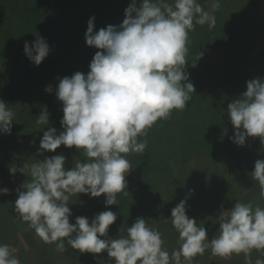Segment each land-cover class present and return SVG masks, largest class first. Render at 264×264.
<instances>
[{"label": "clouds", "instance_id": "9594fccd", "mask_svg": "<svg viewBox=\"0 0 264 264\" xmlns=\"http://www.w3.org/2000/svg\"><path fill=\"white\" fill-rule=\"evenodd\" d=\"M219 8V0H213L210 11L198 0H140L139 6L132 0L118 26L110 24L96 31L95 17L88 20L86 44L99 51L87 74L57 78L55 94L63 103L60 123L64 130L58 134L55 127H49L38 149L43 153L55 152L61 145L75 146L86 159L67 169L66 157L57 154L9 168L10 174L19 171L27 177L16 190L15 212L44 243L55 244L60 252L67 250L65 242L80 253L106 251L113 264H192L209 249L225 259L243 253L247 264H252L254 250L264 255V207L252 202L237 201L230 212L221 211L214 221L219 223V234L209 239L205 225L187 214V199L181 200L171 211L180 243L171 253L163 246L162 233L144 217L137 218L120 238L108 236L117 220L112 210L96 214L91 222L84 216L70 222L73 196L103 194L109 206L119 205L118 194L127 195L126 178L133 169L127 157L144 154L147 140L141 138L159 120L170 118L173 110H184L191 101L196 89L186 70L189 33L196 24L214 28V12ZM50 50L39 34L35 41H25V54L36 66ZM45 90L51 93L53 87ZM227 113L235 128L230 137L234 143L242 146L248 137H259L264 144V79L249 80L247 90L228 104ZM13 117L7 103L0 100V133L11 135ZM49 117L44 107L37 129L48 125ZM251 174L264 196V159L255 162ZM9 192L0 188V194ZM18 251L0 243V264H21ZM255 264H264V259L257 258Z\"/></svg>", "mask_w": 264, "mask_h": 264}, {"label": "rangeland", "instance_id": "374dc122", "mask_svg": "<svg viewBox=\"0 0 264 264\" xmlns=\"http://www.w3.org/2000/svg\"><path fill=\"white\" fill-rule=\"evenodd\" d=\"M139 2L140 0H137V6H139ZM169 2L171 3L172 0H169ZM198 2L205 10H211L213 0H198ZM131 3L132 0H0V100L5 101L7 107L14 113L11 135L6 134V138L3 139L4 143L0 138V155L7 157L10 154V167L13 165L21 167L24 163L30 164L57 154H62L66 157L65 167L71 169L75 166V161L83 162L86 159L75 146L67 148L61 145L55 152L46 151L41 153L38 151L44 131L49 127H55L59 134L64 129L60 123L63 116L59 114L58 98L55 94L56 88L51 93L47 92L45 90L46 86H49L51 83L45 81L43 79L45 77L43 74L37 72V69L39 70L42 67L43 73L47 72L49 74L55 71L59 72V74L57 72V74H54L56 82L59 81L57 79L58 77L61 79L65 76L70 77L76 72L87 74L90 71V62L95 53L99 51V49L86 44L85 33L88 27V20L93 16L95 17L96 31H99L101 28H106L110 24L118 26L126 18L125 9ZM219 3L220 8L214 12L216 17L215 27L209 30L207 24H196L194 30L189 33L190 43L188 44L189 51L186 57L188 60L186 70L190 74L189 80L194 84L196 90L198 88L197 84L204 80L199 91L202 98H210L219 87L221 93L219 105L227 112L228 104L247 90V86L246 88L244 87L243 81L239 77L238 70L242 69V66L237 61H234V63L231 61L232 63H229L230 65L228 66L224 64L227 59L217 50L214 42L210 41V44L205 45L208 40L207 36L221 28L227 31L233 23H238L237 19L241 17L240 12L242 11H239L235 6L241 3V5L246 4L251 7L248 9V19L251 24L256 23V18L261 20L260 24L264 23V0H219ZM231 6L235 8L232 9ZM257 25L259 31L264 30V24L262 27L259 23ZM227 26L228 28L226 29ZM233 28H235V25H233ZM37 34L46 38L51 49L49 55L39 66L34 65L24 51L25 41L30 43L35 41ZM241 35L242 37H240L246 45L249 40L251 41L253 39L251 37L252 34H248V32L241 31ZM262 40L263 43L260 39V41H257L259 43L256 42V46L250 49L252 50V56L258 50L264 49V39ZM193 48H197L198 50H192ZM192 63H195L194 67ZM256 64H253L252 71H254V65ZM258 69H262L264 72V66L260 68L256 67L255 71ZM211 70H214V72L210 77ZM228 72L230 74L232 73V75H228ZM245 73L244 70L242 74ZM207 76L210 77L209 80H206ZM224 80L227 84L221 86ZM194 96L195 92L192 93V97ZM214 101L211 103L212 106L216 102ZM61 106H63V103ZM44 107H47L50 112V122L48 125L43 126V129L33 131L30 123L37 121ZM186 109H188V105L184 110H173L172 113L174 115L177 113L183 115ZM190 113L187 115H191ZM208 114L211 115V113ZM214 114H216V111ZM225 115L228 117L224 123H227L229 127L231 126L230 128L227 126L224 127L226 133H224L223 129L218 128L217 131L205 130L206 128H211L206 127V125H212L214 127V115L211 117L212 120L205 122V124H203L200 115H197V117L194 115L196 119L194 122L189 123L190 126L185 131L187 143L181 152L183 153L186 150L192 151L196 147L201 148L209 145L206 139V137H209L206 136L207 134L212 135L216 133L213 142L215 145L221 144L220 138H223L221 136L224 134V142L230 144V146L216 150L217 162L213 161V158L208 154L196 151L195 155L188 156L183 160L182 165L184 168L179 163L170 165V159L177 155L181 145L177 144L176 140H172L174 136L178 137L175 129H167L166 131L168 133L166 134V138L162 137L163 133L161 129H164V124L161 121L163 120H159L149 130L147 137L141 138V140H147V148L144 154L133 153L127 157L133 169L126 178L128 181L127 195L118 194L121 199L119 204L120 211H123L125 219L118 216L117 219L120 221L117 224L120 225L127 219L125 210H130L133 218L137 213L139 214L140 211L147 208L145 204L138 203L137 200L138 195L142 197L145 194L143 189L145 186L143 187V185L146 182H152L153 184L164 182L165 184L164 188L157 189V191L159 195L163 196L164 201L167 202L165 205L170 204V209L162 210V208H159L158 219L160 221L158 225L167 222L168 227V224L172 223L170 219L171 211L180 202L175 203L173 200V197H177L176 194L180 189L175 191L176 185L173 184V180L174 178L176 179V175L180 173L184 174L186 171L190 174V177H193L191 175L196 177L200 175V177H203L197 183V188L195 189L199 193L205 187L210 189L215 185L218 191L221 189L230 191L228 189L230 181L236 184L241 174H247L252 178L251 173L254 171L255 162L258 159H264V144L261 143L259 137H248L246 143L242 146L234 143L230 137L234 136L235 128L231 123L228 113ZM171 127L174 128L173 125ZM220 127L222 128L221 125ZM158 139L164 140L163 143L161 141L156 142ZM194 140L197 145L192 144ZM17 143L18 145H16ZM7 146H9L10 150L13 147L11 152L8 151ZM223 153H230L231 156L223 158ZM241 157L242 162L240 160ZM164 173L166 174L165 177H167V179H164L166 181H160L159 179L153 180L157 176H164ZM171 174L174 176L170 177ZM138 175L143 177L144 182L141 180L137 181ZM249 177L244 178L245 183H250ZM25 180H27V177L19 171L15 175L10 174L9 169H7L6 173L0 172V188H8L10 190L9 194H0V231L5 226L4 224H10L6 229H9L12 234L7 241L12 240L13 242L17 239L14 243L17 246L24 243L26 247H30V244H34L33 242L35 241H32L30 237L33 229L29 228L28 224L22 221L15 212V201L18 198L16 190ZM251 181L255 185L250 186V184H244L242 188L239 185L235 186V191L238 192L235 194L232 193V196L239 201L249 198L248 193L252 188H257L258 185V182H254L255 180ZM154 187L155 185L149 186L151 190ZM182 187L183 192L178 193L187 194L190 192V187H185L184 183ZM198 195L200 196L201 194ZM125 200H130L132 205L125 208ZM154 201L158 206L161 204V197L156 198ZM70 202L69 207L72 210V216L70 217L71 223H75L77 216L88 217L91 222V219L99 213V210L97 211L95 207V202L88 194L81 193L79 197L78 195L73 196ZM227 204L231 205L230 203ZM229 205H224L221 210L230 212L232 207H229ZM129 222L131 220L127 221L120 228H123L126 232ZM165 226L163 225L162 227L165 228ZM111 227H109L108 236L115 238L116 235L114 233L116 231ZM18 239L21 243H18ZM39 245L42 246L41 244ZM52 247L54 249L52 248L53 251H49V253L55 256L50 257L49 254L47 255L50 261L52 258L54 259L51 264H54L53 262H56V264H79L78 261L80 259L86 261V264H113V261L110 260L106 251L100 254L80 253L77 251L71 252V255H69L70 249L72 248L66 242L65 247L67 250L64 252L58 251L55 244ZM29 252L35 253L34 247L30 248ZM55 258L58 260H55ZM245 260L246 258L244 257L241 263ZM29 261H31L29 264H44L34 261V258H29Z\"/></svg>", "mask_w": 264, "mask_h": 264}, {"label": "trees", "instance_id": "16d2710c", "mask_svg": "<svg viewBox=\"0 0 264 264\" xmlns=\"http://www.w3.org/2000/svg\"><path fill=\"white\" fill-rule=\"evenodd\" d=\"M242 4V3H241ZM238 5L235 6L237 7V9L241 14V17L239 19H237L238 23H233L232 26L230 27V29L228 28V26L226 27V29L228 28L227 31H225V29H219L217 30L215 33H210L209 36H207V43L205 45L210 44V41L214 42V46L217 48V50L220 51V53H222L225 56L226 62L224 64L230 65L229 63H232L231 61H237L241 66L242 69L238 70L239 72V77L241 78V81H243V85L246 88L247 86V82L249 80H253L255 78H262L264 79V72L262 71V69H258L256 70V67L260 68L262 66H264V49L263 50H258L256 52L255 55H251V51L250 49H252L254 46H256L258 40L262 41L264 39V30L259 31L258 30V25L257 23H259V25L262 27V25L264 23H261V20L256 18V23L251 24L249 22V17H248V9H250L251 7L249 5L243 4V5ZM232 9L235 8L233 6H231ZM225 14V13H223ZM247 14V15H246ZM243 21V22H242ZM240 22V23H239ZM245 23H249V24H245ZM233 25H235V28H233ZM253 26V27H252ZM225 27V26H223ZM238 27V28H236ZM238 34H237V32ZM241 31L243 32H248V34H252V40L248 41L247 45L245 44V42H243V39L241 38ZM236 33V34H235ZM241 36V37H240ZM218 37H220V39H218ZM222 43H221V42ZM257 42V43H256ZM264 48V47H263ZM192 50H198L197 48H193ZM251 63V64H249ZM254 65V71H252V67L253 64ZM263 63V64H261ZM238 65V64H235ZM239 66V65H238ZM236 68V67H235ZM216 69V68H215ZM214 69V70H215ZM245 70V74H242L243 71ZM214 70H211L209 76L214 72ZM231 71V70H230ZM37 72L43 74V76L45 78H43L45 81L50 82L51 86L53 87V91L54 88H56L58 86V82H56L55 80V72H53L52 74L49 73H43V68H39V70L37 69ZM59 74V72H57ZM56 73V74H57ZM228 75H232V73L230 74L228 72ZM207 76L206 80H209V77ZM204 80L200 81L197 86V90L195 92V96L192 97L191 101H189L188 103V109L185 110V112H183L184 114L181 115L180 113H177L176 115H174V113H172L173 115H171L170 118H168L167 120H163L161 121L164 124V129H161V132L163 133L164 138H166V134L168 133L166 130L167 129H175V131L178 133V137L172 138V140H176V143L181 145V147L178 149L177 155H175V157H173L172 159H170V165H175L176 163L181 164V167H183L182 163L183 160L186 157H190L195 155L196 151L208 154L210 157L213 158V161L217 162V154H216V150L225 147V146H230V144L224 142V138L225 135L223 134L220 138V141L222 142L221 144H214L213 140L214 137L216 136V133L214 134H207L206 137L207 142L209 145L201 147V148H197L195 150L192 151H184L183 153L182 150L183 148H185V144L186 142V135H185V131L186 129H188V127L190 126L189 123H192L195 121L197 115H200L202 118V122L203 124H205V122H209L210 120H212V116L214 119V124L212 127L211 126H207L206 127H211V128H206L205 130H212V131H217L218 129H223L224 133L225 132V128L224 127H229V125L226 123H224L225 119L228 117L227 112L225 109H223L222 107H220L219 103H220V97H221V93L219 90V87L217 89V91L215 92V94L213 96H211L208 99L202 98V96H200V89L201 86L203 85ZM207 84V83H206ZM227 84V82L224 80V82H222L221 86H225ZM200 85V87H199ZM215 100V104L214 106L211 105L212 101ZM62 101H59L58 99V105H59V114H61L63 116V111H62V107L61 106ZM216 111V114H214ZM191 112V113H190ZM188 113H190L191 115H187ZM207 113H211L207 115ZM196 117H195V116ZM216 115V116H215ZM187 116V117H186ZM211 118V119H210ZM228 121V120H227ZM188 123V125L186 126V124ZM171 125L174 126L171 127ZM220 125L222 126V128L220 127ZM30 126H32V130H36L37 129V125L36 122H31ZM231 127V126H230ZM229 127V128H230ZM232 129V128H231ZM151 130V129H150ZM230 131V130H228ZM232 131V130H231ZM4 133L0 134V138L4 143V140L6 138V134L3 135ZM29 138H31L28 135ZM156 138V137H155ZM212 138V139H211ZM33 139V138H32ZM162 142L164 140L162 139H158L156 140V142ZM193 145H197V143H195V140L192 141ZM18 145V143L16 144ZM251 146V145H249ZM9 149V146H7ZM247 148V147H246ZM13 149V147H11V150ZM11 150L9 149L8 151L11 152ZM7 151V153H8ZM248 152H250L247 149ZM7 155V154H6ZM226 156H231V154H224L223 153V158H225ZM181 157V158H180ZM11 158H10V154L7 155V157L1 156L0 155V172H4L6 173L7 169L10 168L11 162H10ZM241 162H242V157L240 158ZM239 160V162H240ZM174 163V164H173ZM240 166V165H239ZM184 168V167H183ZM172 170V169H171ZM198 171V170H197ZM240 172V171H239ZM242 172V171H241ZM165 174V173H164ZM166 174L164 176H157L155 179H159L160 181L167 179V177H165ZM174 175L171 174L170 177H173ZM193 177H190V174H188L186 171L184 174L180 173L178 175H176V179L174 178L173 180V184L176 185V189H179L178 192H183V183L185 185V187H190L189 191L187 194H181L178 193L176 194L177 197H173V200L175 201V203H177L178 201L187 199V214L190 217L196 218L197 222L200 224H204L205 228L208 231V237L209 239H211L214 235H218L219 234V223H214V221H216L217 216L220 214V212L222 211V207L224 205H229L227 203H230L231 205H229V207H234L235 203L239 200H236L233 196L232 193L235 194L237 193L235 191V186H238L240 188L243 187L244 184H250V186H253L255 184L252 183L251 180H253L252 178L249 177V175L244 174L241 176H239V179L236 181V184L233 183L232 181H230L229 184V190L230 191H226L224 189H221L220 191H218V189L214 186L210 189H207V187H205L200 193L197 192L195 189L197 188V183L201 180L200 175L194 176L191 175ZM138 180L143 181V177H140V175L137 176ZM168 177V178H170ZM249 177V181L250 183H245L244 182V178H248ZM179 180V181H178ZM166 181V180H164ZM248 181V180H247ZM246 181V182H247ZM256 183V181H254ZM145 185H143V187L145 186L144 191L145 194L140 197L138 195V203L141 204H145L147 206V208H144V210L140 211L139 214L137 213L135 217L132 218L131 215V211L130 210H125L127 219L122 223V224H117L119 223L118 219L114 222V224H112L111 226L114 228V230L116 231V233H114L116 236L115 238H120L121 236H126L127 235V231L125 232L123 228V231H119L120 227L123 226L124 224H126L127 221H130L127 225V228L129 226H131L135 220L139 217H144V219H146L147 221H149L155 228H157L161 233H162V239L164 240V248L169 252H173L174 250H178L180 247L179 244V234L176 232V230L174 229L172 223L168 224L169 226L167 227V222L164 224L158 225V222L160 221L158 219V213H159V208H162V210L164 209H170V204H167V202L164 201L163 196L158 194L157 189H162L164 188L165 184L164 182L161 183H144ZM155 185L154 189L151 190V188H149V186H153ZM168 185V184H167ZM170 188V186H169ZM231 188V189H230ZM227 189V188H226ZM259 190V191H258ZM157 192V193H156ZM174 193V192H173ZM259 193V194H258ZM198 194H201L200 196ZM231 194V195H230ZM249 198H246L245 200H242L240 202L242 203H248V202H252L253 205H259L261 207H264V196L260 195V188L259 185H257V188H252L251 191L248 193ZM181 195V196H180ZM199 196V198L197 199V197ZM161 197V204H159L158 206L155 203V199ZM172 197V196H171ZM105 195H101L99 197H92L93 201L95 202V207L97 209V211L103 212V211H107V210H112L113 212L117 213V218L119 217H123L122 219H125V215L123 216V211H120V206L119 205H109L106 206L105 205ZM177 198V199H176ZM134 200V199H133ZM118 201L120 204L121 199L118 196ZM158 201V199H157ZM155 203V206H154ZM130 205H132V202L130 200H125L124 206L125 208L128 206L130 207ZM157 206V207H156ZM146 209V210H145ZM163 223V222H162ZM5 226L3 227V229L0 231V243L2 244H10L16 248L19 249L17 255L18 258L21 261V264H29L31 263V261H29V258H34V261L36 262H41L44 264H51L52 260H54L53 258L50 261V258H48V254L50 257L55 256L53 254H50L49 251H53V244L51 246V244H46L44 243L39 237H37V235L35 234V231L33 230V232L31 233V239L32 241L35 240L33 243L34 244H30V247H26V245L24 243H22L21 245L17 246L16 244H14L16 242L12 240L7 241V239H10V236L12 233H10V230L6 229L10 226V224H4ZM165 226L162 227V226ZM111 227V228H112ZM112 228V229H113ZM103 238V237H102ZM38 242V243H37ZM18 243H21V241L18 239ZM35 243L37 244L35 246ZM178 243V245H177ZM39 244H41L42 246H40ZM69 246V245H68ZM34 247L35 249V253H30L29 249ZM44 247V248H43ZM48 247V250H47ZM70 247V246H69ZM53 248V249H52ZM78 250H74V249H70L69 255H71V252H77ZM56 252V251H54ZM77 255V254H76ZM77 257L80 259V257L77 255ZM244 254L241 253L239 255L233 254L232 257L229 258H221L218 256H215L211 253V250H206V252L203 255H198L196 256L193 261L192 264H247V261H243L244 259ZM252 257V264H255V260L257 258H261L264 259V255H261V253L256 252L255 250L252 252L251 254ZM55 260H58L55 258ZM54 264H56V262H53ZM79 264H86V261L80 259L78 261Z\"/></svg>", "mask_w": 264, "mask_h": 264}]
</instances>
